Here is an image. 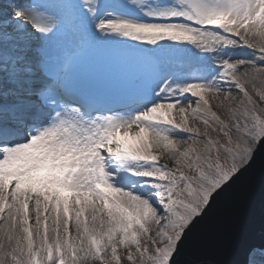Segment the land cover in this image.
Returning <instances> with one entry per match:
<instances>
[{
	"label": "snow or ice",
	"instance_id": "6c2138e0",
	"mask_svg": "<svg viewBox=\"0 0 264 264\" xmlns=\"http://www.w3.org/2000/svg\"><path fill=\"white\" fill-rule=\"evenodd\" d=\"M261 140L264 0H0V264H182Z\"/></svg>",
	"mask_w": 264,
	"mask_h": 264
},
{
	"label": "water",
	"instance_id": "95a60500",
	"mask_svg": "<svg viewBox=\"0 0 264 264\" xmlns=\"http://www.w3.org/2000/svg\"><path fill=\"white\" fill-rule=\"evenodd\" d=\"M212 211L190 234L182 264L227 259L232 264H249L255 249H264V140L249 164L213 196ZM211 207V205H210ZM241 242L230 247L234 237ZM227 250V255H224Z\"/></svg>",
	"mask_w": 264,
	"mask_h": 264
},
{
	"label": "bare ground",
	"instance_id": "6f19581e",
	"mask_svg": "<svg viewBox=\"0 0 264 264\" xmlns=\"http://www.w3.org/2000/svg\"><path fill=\"white\" fill-rule=\"evenodd\" d=\"M250 264H264V252L254 251L251 255Z\"/></svg>",
	"mask_w": 264,
	"mask_h": 264
},
{
	"label": "rangeland",
	"instance_id": "374dc122",
	"mask_svg": "<svg viewBox=\"0 0 264 264\" xmlns=\"http://www.w3.org/2000/svg\"><path fill=\"white\" fill-rule=\"evenodd\" d=\"M254 251H256V250H254ZM257 251H258V252H264V250H258V249H257Z\"/></svg>",
	"mask_w": 264,
	"mask_h": 264
}]
</instances>
